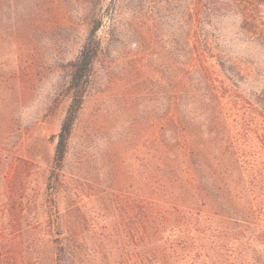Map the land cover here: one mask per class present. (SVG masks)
<instances>
[{"label": "trees", "instance_id": "16d2710c", "mask_svg": "<svg viewBox=\"0 0 264 264\" xmlns=\"http://www.w3.org/2000/svg\"><path fill=\"white\" fill-rule=\"evenodd\" d=\"M229 11L264 47V0H194L170 88L141 90V187L115 194L125 215L111 232L94 231L82 204L62 189L69 140L102 50L103 14L94 12L70 64L72 100L52 164L42 170L44 188L30 185L40 167L34 161L0 160V264H264V90L241 92L243 68L208 27Z\"/></svg>", "mask_w": 264, "mask_h": 264}, {"label": "rangeland", "instance_id": "374dc122", "mask_svg": "<svg viewBox=\"0 0 264 264\" xmlns=\"http://www.w3.org/2000/svg\"><path fill=\"white\" fill-rule=\"evenodd\" d=\"M0 2V160L34 161L40 167L28 179L41 188L72 100L70 64L94 12L103 14L102 50L69 140L62 189L82 204L94 231L107 226L111 232L125 215L115 194H137L141 187V90L170 88L177 41L188 42L194 0ZM240 25V16L229 11L208 27L243 68L241 92L252 97L264 90V47Z\"/></svg>", "mask_w": 264, "mask_h": 264}]
</instances>
